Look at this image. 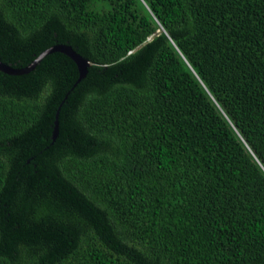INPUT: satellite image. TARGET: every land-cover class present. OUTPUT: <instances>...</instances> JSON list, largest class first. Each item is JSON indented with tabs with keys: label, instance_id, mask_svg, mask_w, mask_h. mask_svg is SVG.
I'll use <instances>...</instances> for the list:
<instances>
[{
	"label": "trees",
	"instance_id": "1",
	"mask_svg": "<svg viewBox=\"0 0 264 264\" xmlns=\"http://www.w3.org/2000/svg\"><path fill=\"white\" fill-rule=\"evenodd\" d=\"M59 43L0 70V264H264V0H0Z\"/></svg>",
	"mask_w": 264,
	"mask_h": 264
},
{
	"label": "water",
	"instance_id": "2",
	"mask_svg": "<svg viewBox=\"0 0 264 264\" xmlns=\"http://www.w3.org/2000/svg\"><path fill=\"white\" fill-rule=\"evenodd\" d=\"M53 50L61 51V52L65 53L66 55L70 56L74 60V62L77 65V68H78V77H77L76 82L85 76V73L87 71V66L89 64V60L87 58L83 57L78 52H76L70 45L63 44V43L54 44V45L46 48L45 50L40 52L29 64H27L23 68L13 67L12 65L5 63L4 61H2L0 59V70L4 71L6 73H11V74L27 72L29 69H31L36 64V62L43 55H45L46 53L53 51ZM57 116H58V110L55 113L54 125H53V130H52V136L53 137H55L57 135V131H58Z\"/></svg>",
	"mask_w": 264,
	"mask_h": 264
}]
</instances>
